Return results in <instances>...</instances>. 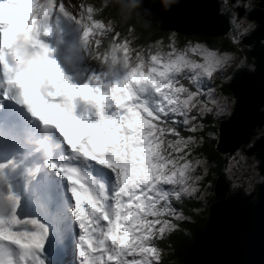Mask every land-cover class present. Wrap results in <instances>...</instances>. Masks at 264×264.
Returning a JSON list of instances; mask_svg holds the SVG:
<instances>
[{
    "label": "snow or ice",
    "instance_id": "obj_1",
    "mask_svg": "<svg viewBox=\"0 0 264 264\" xmlns=\"http://www.w3.org/2000/svg\"><path fill=\"white\" fill-rule=\"evenodd\" d=\"M110 7L30 0L36 74L0 21V264H73L69 248L74 264H166L213 195L264 201V119L236 139L224 128L238 74L260 76L264 116V0H192L223 46L141 41L134 15L172 29L179 5Z\"/></svg>",
    "mask_w": 264,
    "mask_h": 264
},
{
    "label": "water",
    "instance_id": "obj_2",
    "mask_svg": "<svg viewBox=\"0 0 264 264\" xmlns=\"http://www.w3.org/2000/svg\"><path fill=\"white\" fill-rule=\"evenodd\" d=\"M121 6L137 7L138 0H115ZM179 5L166 23L172 30L186 34L200 33L219 37L220 28L212 25L203 10L188 7L192 0H158ZM156 28L170 30L169 28ZM257 56L259 50L257 49ZM260 76L237 75L231 90L238 98L237 117L225 124L226 134L239 138L248 128L260 127L261 116L256 105L260 100ZM260 107H264L261 105ZM228 120V119H227ZM224 120V121H227ZM227 148L228 144H222ZM221 193L218 191V196ZM211 214L201 233L197 234L185 257L184 264H264V201L245 202L242 197L229 199L227 192L210 206Z\"/></svg>",
    "mask_w": 264,
    "mask_h": 264
},
{
    "label": "trees",
    "instance_id": "obj_3",
    "mask_svg": "<svg viewBox=\"0 0 264 264\" xmlns=\"http://www.w3.org/2000/svg\"><path fill=\"white\" fill-rule=\"evenodd\" d=\"M102 1V0H99ZM110 5H113V7H110L108 9L109 12H111L113 15H127L129 13H135L136 7L132 6H121L115 2V0L111 1L109 3ZM133 23L136 26L137 33L141 38V41L144 42L149 36L151 37H160L168 32V30H162L156 28L155 24H152L150 21H147L138 15H134L133 17ZM180 39H197L199 38L200 41H214L218 46H223V42L220 40V38L212 37V36H206L200 33L196 34H180ZM228 90V89H227ZM229 91V90H228ZM214 201V196L210 199L211 202ZM210 207L205 209L202 213V215L196 220L195 223L190 224L186 226L185 232L177 234L172 237L171 239V245L172 247L169 248L167 251L169 253L167 254V262L166 264H184V257L194 239V237L201 233L205 223L208 219ZM189 232V233H188ZM174 253V254H172Z\"/></svg>",
    "mask_w": 264,
    "mask_h": 264
},
{
    "label": "rangeland",
    "instance_id": "obj_4",
    "mask_svg": "<svg viewBox=\"0 0 264 264\" xmlns=\"http://www.w3.org/2000/svg\"><path fill=\"white\" fill-rule=\"evenodd\" d=\"M7 0H0V4H2V2H6ZM96 2V1H95ZM96 3H99V2H96ZM1 8V7H0ZM2 12V11H1ZM14 19H12V21H13ZM19 26H21V25H19ZM225 88V87H224ZM225 95H228V96H231L230 94H228L227 92H226V90H225ZM215 202V200L213 201V202H211V204H210V206L213 204ZM209 206V207H210ZM210 213H211V210L209 211V215H210ZM209 215H208V217H209ZM189 233V232H188ZM169 253V251H167V254Z\"/></svg>",
    "mask_w": 264,
    "mask_h": 264
},
{
    "label": "bare ground",
    "instance_id": "obj_5",
    "mask_svg": "<svg viewBox=\"0 0 264 264\" xmlns=\"http://www.w3.org/2000/svg\"><path fill=\"white\" fill-rule=\"evenodd\" d=\"M24 16H25V15H24ZM16 25H18L19 28L24 26V20H23V17H22V21H20V22H18V23H14L12 28H15ZM19 25H21V26H19ZM210 214H211V213H210ZM209 218H210V215H209L208 219H209ZM73 260H74V259H73Z\"/></svg>",
    "mask_w": 264,
    "mask_h": 264
},
{
    "label": "flooded vegetation",
    "instance_id": "obj_6",
    "mask_svg": "<svg viewBox=\"0 0 264 264\" xmlns=\"http://www.w3.org/2000/svg\"><path fill=\"white\" fill-rule=\"evenodd\" d=\"M179 36V35H178ZM216 38H219V37H216ZM249 59L251 60V56H249Z\"/></svg>",
    "mask_w": 264,
    "mask_h": 264
}]
</instances>
